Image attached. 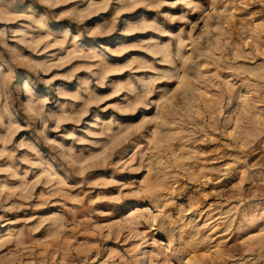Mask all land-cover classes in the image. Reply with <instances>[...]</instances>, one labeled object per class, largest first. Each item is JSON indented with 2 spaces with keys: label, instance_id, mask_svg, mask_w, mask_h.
I'll return each instance as SVG.
<instances>
[{
  "label": "rangeland",
  "instance_id": "374dc122",
  "mask_svg": "<svg viewBox=\"0 0 264 264\" xmlns=\"http://www.w3.org/2000/svg\"><path fill=\"white\" fill-rule=\"evenodd\" d=\"M0 264H264V0H0Z\"/></svg>",
  "mask_w": 264,
  "mask_h": 264
},
{
  "label": "bare ground",
  "instance_id": "6f19581e",
  "mask_svg": "<svg viewBox=\"0 0 264 264\" xmlns=\"http://www.w3.org/2000/svg\"><path fill=\"white\" fill-rule=\"evenodd\" d=\"M16 83H17V86H16V88L14 89V91H15L16 89H20V90H21L23 87H25V86L28 84V81H26L24 85H23V83H22L21 81H17ZM32 105H33L32 103L29 104V107L31 108Z\"/></svg>",
  "mask_w": 264,
  "mask_h": 264
}]
</instances>
